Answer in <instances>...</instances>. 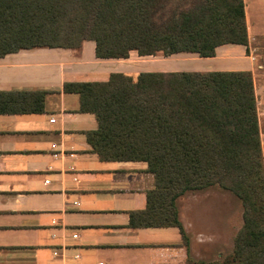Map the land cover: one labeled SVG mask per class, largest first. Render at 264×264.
<instances>
[{"label": "trees", "instance_id": "1", "mask_svg": "<svg viewBox=\"0 0 264 264\" xmlns=\"http://www.w3.org/2000/svg\"><path fill=\"white\" fill-rule=\"evenodd\" d=\"M96 57L196 53L248 43L244 0H0V57L38 47ZM250 71L111 73L66 82L80 112L96 115L86 138L103 161H143L155 176L133 227H179L177 200L217 186L243 207L234 250L219 264H264V155ZM47 91H0V114L42 113Z\"/></svg>", "mask_w": 264, "mask_h": 264}, {"label": "crops", "instance_id": "2", "mask_svg": "<svg viewBox=\"0 0 264 264\" xmlns=\"http://www.w3.org/2000/svg\"><path fill=\"white\" fill-rule=\"evenodd\" d=\"M248 43L196 53L96 57L38 47L0 57V91H47L42 113L0 114V264H219L234 250L243 207L216 186L177 200L179 227H133L155 176L143 161H103L86 132L96 115L80 112L66 82L106 81L111 73L250 71L264 155V0H244ZM240 214L236 215V207Z\"/></svg>", "mask_w": 264, "mask_h": 264}, {"label": "rangeland", "instance_id": "3", "mask_svg": "<svg viewBox=\"0 0 264 264\" xmlns=\"http://www.w3.org/2000/svg\"><path fill=\"white\" fill-rule=\"evenodd\" d=\"M158 55H161V54H158ZM216 187H217V186H216ZM240 211H241L240 208L237 206V207H236V215L240 214Z\"/></svg>", "mask_w": 264, "mask_h": 264}]
</instances>
